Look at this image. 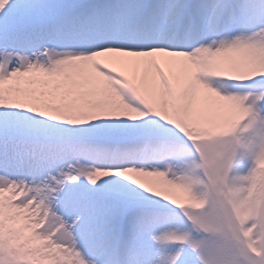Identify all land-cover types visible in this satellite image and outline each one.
I'll return each instance as SVG.
<instances>
[{"label": "snow or ice", "instance_id": "obj_1", "mask_svg": "<svg viewBox=\"0 0 264 264\" xmlns=\"http://www.w3.org/2000/svg\"><path fill=\"white\" fill-rule=\"evenodd\" d=\"M0 264H264V0H0Z\"/></svg>", "mask_w": 264, "mask_h": 264}]
</instances>
